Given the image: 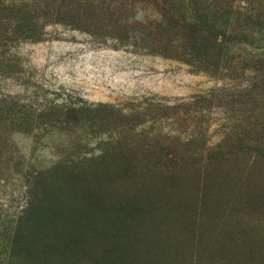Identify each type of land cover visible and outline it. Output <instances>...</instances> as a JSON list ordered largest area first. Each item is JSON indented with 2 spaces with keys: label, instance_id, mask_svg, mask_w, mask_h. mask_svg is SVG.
<instances>
[{
  "label": "rangeland",
  "instance_id": "374dc122",
  "mask_svg": "<svg viewBox=\"0 0 264 264\" xmlns=\"http://www.w3.org/2000/svg\"><path fill=\"white\" fill-rule=\"evenodd\" d=\"M0 264H264V0H0Z\"/></svg>",
  "mask_w": 264,
  "mask_h": 264
},
{
  "label": "trees",
  "instance_id": "16d2710c",
  "mask_svg": "<svg viewBox=\"0 0 264 264\" xmlns=\"http://www.w3.org/2000/svg\"><path fill=\"white\" fill-rule=\"evenodd\" d=\"M29 31H31V30H29Z\"/></svg>",
  "mask_w": 264,
  "mask_h": 264
}]
</instances>
